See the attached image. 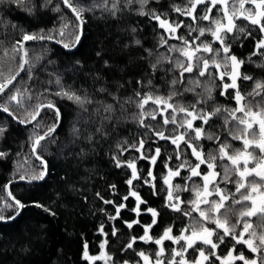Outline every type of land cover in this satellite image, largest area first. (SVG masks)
I'll use <instances>...</instances> for the list:
<instances>
[{"label":"snow or ice","instance_id":"1","mask_svg":"<svg viewBox=\"0 0 264 264\" xmlns=\"http://www.w3.org/2000/svg\"><path fill=\"white\" fill-rule=\"evenodd\" d=\"M0 3L14 5L29 14L38 8H50L61 13L62 21L58 28L46 32L22 30L20 38L0 57V112L20 125H33L30 150L32 157L40 162L39 170L36 167L29 170L17 161L18 179H9L0 186V222L15 220L28 206L13 194L12 187L18 182L44 181L50 174L47 161L40 154L46 150L42 141L54 142V134L62 124V113L56 101L49 97L72 101L86 114L81 118L82 123L78 122L79 126L73 124L71 131L74 142L81 141L83 145L76 153L80 159H86L102 147L101 141H107L115 131L114 127L109 130V124L120 120L116 113L132 105L136 109L132 119L137 124L138 135L131 143L123 139L117 140L114 146L109 145V154L113 167L123 170L126 176L124 183L128 191L122 201H129L131 197L135 205L129 207L96 193L104 204L113 206L114 214L100 209L107 219L122 222L129 230L121 251L134 252L140 258L136 264L141 261L143 264H236L237 261L264 264V80L242 71L248 64L264 68V0H185L183 5L171 6V11L177 14L175 18L157 10V6L163 7L159 0H156L157 6L152 5V0H93L88 7L75 0L55 3L54 0L39 3L0 0ZM65 9L71 11L74 19L64 14ZM97 10L112 18L135 12L149 25L155 22L152 30L157 33L158 47L164 52L157 53V59L150 64L151 73L146 81L149 90H144L145 81L137 80V87L125 99L113 93L107 83L101 82L104 78L97 75L94 77L99 83L96 95L87 91L80 94L70 86L66 88L56 75L54 82L58 90L44 88L36 93V103H30L34 97L27 81L36 78L35 63L29 58L25 44L52 42L71 50L82 42L85 11ZM137 31V27L130 29L131 43L142 46V41L135 37ZM249 42L252 51L246 57L238 55ZM144 51L149 56L153 54L151 49ZM104 63L107 66L108 62ZM22 72L26 73L27 80L20 76ZM157 76L164 82L166 94L153 90ZM248 81L253 82L251 91L242 89ZM122 88L123 85H118L117 92ZM189 93L195 100L186 103L185 95ZM98 95L110 97L111 102L96 99ZM93 104L95 107L89 112ZM42 113L51 121L47 126ZM217 120L222 123L217 125ZM89 125L95 126L94 131ZM41 128L45 129L43 134L37 131ZM7 131V124H0V139ZM205 141L212 142L214 147L206 148ZM232 141H239L242 147L233 148ZM133 152L138 155H131ZM9 156L10 151L0 150V159ZM140 161L147 162L148 167L138 168ZM24 162H29L27 157ZM161 165L163 172L158 171ZM145 185L153 196L163 194L160 211L147 206L148 201L141 196L139 189ZM108 187L113 195H118L115 184ZM182 193H187L188 198H182ZM33 205L55 215L44 205L36 202ZM141 205L151 214L150 224H142L138 218ZM122 209L135 213L137 219L125 220ZM168 210L187 223L180 228L179 235L173 234L170 225L157 237L152 234L153 226L157 225V217ZM233 215L237 217L235 223ZM253 217H256L255 223ZM134 225L143 228V235L132 234ZM97 231L104 237L99 245L100 254L90 255L85 242L83 259L89 264L95 261L116 264L106 249L111 237L120 238V229L112 223L110 232L105 231L102 222ZM165 241L178 247L169 249ZM138 242L156 245L155 259L143 250L137 251L134 245ZM244 249L249 255H245Z\"/></svg>","mask_w":264,"mask_h":264},{"label":"trees","instance_id":"2","mask_svg":"<svg viewBox=\"0 0 264 264\" xmlns=\"http://www.w3.org/2000/svg\"><path fill=\"white\" fill-rule=\"evenodd\" d=\"M36 2L39 3L40 0ZM184 2L185 0H159V5H163L159 7L156 5V0H152V5L157 6L159 12L175 18L177 14L171 11V6L183 5ZM75 3L88 7L93 0H75ZM64 14L74 19L69 9H65ZM60 15L61 13L53 12L50 8H38L35 13L29 14L14 5L0 3V21H2L0 22V57L4 56V50H10L13 43L20 38L22 30L39 32L43 29L46 32L49 29L58 28L62 23L59 19ZM84 18L86 23L82 42L71 50H65L52 42L29 41L25 44L29 58L35 63L33 71L36 78L33 81H27L34 97L30 103H36V93L42 92L44 88L58 90L54 82L56 75L60 76L66 88L70 86L71 89L78 90L80 94L87 91L91 95H96L95 88L99 87V83L94 80V77L97 75L104 78L101 82L107 83L113 93L125 99L137 87V80L145 81L144 90H149L146 81L151 73L150 64L157 59V53L164 52L163 48L158 47L157 33L152 30L155 22L149 25L144 17L137 16L135 12L112 18L99 10L85 11ZM132 27L138 28L135 37L142 41V46L131 43L133 35L130 29ZM144 49H151L153 54L149 56ZM251 51L252 43L249 42L245 48L239 50L238 55L246 57ZM5 59L8 58L5 57ZM76 61L80 62L79 65H76ZM105 61L108 62L107 66ZM8 62L12 63L10 60ZM242 71L253 75L257 80H264V68H259L255 64L246 65ZM20 76L27 80L26 73L22 72ZM49 80L53 83H47ZM153 83L156 85V89L153 90L158 89L160 93L166 94L167 88L159 76L154 78ZM118 85H123L119 92L116 90ZM252 87L251 81L244 82L242 85V89L247 91H251ZM49 98L56 101L62 113V124L54 134V142L42 141L46 150L40 154L47 161L50 174L44 181L31 184L18 182L12 187L13 194L28 206L15 220L0 222V264H89L83 259L84 243H88L90 255L98 254L99 245L104 239L97 231L102 222L105 225V231L110 232L111 224L116 223V227L122 233L119 239L111 237L106 249L116 264H123L125 260H128L129 264H136L140 258L134 252L121 251L122 245L128 240L129 230L122 222H112L107 219L100 209L103 208L109 214H114L113 206L104 204L96 196L99 192L105 199L117 200L128 204L129 207L135 205L134 198L131 197L129 201H122V197L128 191V186L124 183L126 176L123 170L113 167L109 154V145L114 146L117 140L123 139L131 143L138 135L137 124L132 119V114L136 111L135 107L126 105V111H118L116 116L120 117L119 122L113 121L108 126L109 130L115 128L110 138L107 141H101L102 147L97 148L94 154H90L86 159H80L76 153L83 145L81 141L74 142L71 131L73 124L82 123L81 118L86 114L82 113L72 101L59 97ZM96 99L111 102L110 97L103 95L96 96ZM194 100L195 97L192 94L185 95L186 103L194 102ZM220 103H223V99ZM228 106L231 107L234 104ZM94 107V104L90 105L89 112ZM41 115L44 117V125L47 126L51 122L50 119L44 113ZM5 123L8 131L5 137L0 139V150L10 151V156L7 159H0V186L7 183L9 179H18L17 161L24 163L29 170L33 167L39 170L40 163L32 157L30 150L29 137L32 135L33 125H20L7 114L0 112V124ZM216 123L219 125L222 120H217ZM89 127L94 131V125ZM44 130L41 128L37 131L43 134ZM96 139L100 140V137L97 136ZM204 143L206 148L214 147L212 142ZM232 145L233 148L242 147L239 141H232ZM168 150L171 151V148ZM18 152L21 153L20 156L16 155ZM130 154L138 155L135 152ZM25 157L29 162H24ZM137 167L147 168L148 164L140 161ZM158 171H165L162 165ZM110 184L117 186L118 195H113L108 187ZM139 192L148 201L147 206L157 211L161 210L164 203L163 194L153 196L146 185L140 188ZM181 195L182 198H188L187 193ZM33 202L46 206L55 215L45 212L43 208L35 207ZM239 207V205L235 206L237 209ZM141 209L142 213L138 218L142 224H150L151 214L146 213L144 205H141ZM121 213L125 220L137 219L135 213H129L125 209H122ZM177 217V213L170 210L164 211L157 217V225L153 226L152 234L158 237L166 227L171 225L173 234L179 235L180 228L187 223V220ZM236 219L237 217L233 215L232 222L235 223ZM251 219L253 223L256 222V217ZM132 234L143 235V228L134 225ZM165 245L169 249L178 247L171 241H165ZM134 247L137 251L143 250L155 259L153 254L157 249L156 245L138 242V245ZM244 251L245 255H249L246 249ZM93 264H103V262L95 261ZM141 264H143L142 261ZM236 264H242V262L237 261Z\"/></svg>","mask_w":264,"mask_h":264},{"label":"rangeland","instance_id":"3","mask_svg":"<svg viewBox=\"0 0 264 264\" xmlns=\"http://www.w3.org/2000/svg\"><path fill=\"white\" fill-rule=\"evenodd\" d=\"M100 251H101V249L99 250V252H98V254H97V255H99V254H100ZM97 255H95V256H97ZM101 262H103V264H104V261H101Z\"/></svg>","mask_w":264,"mask_h":264}]
</instances>
